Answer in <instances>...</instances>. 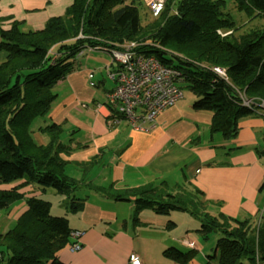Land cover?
<instances>
[{"label": "trees", "instance_id": "trees-1", "mask_svg": "<svg viewBox=\"0 0 264 264\" xmlns=\"http://www.w3.org/2000/svg\"><path fill=\"white\" fill-rule=\"evenodd\" d=\"M228 2L236 13L227 8ZM142 5V0H73L64 15L48 19L42 29L24 32L13 24L0 30V49L7 52L0 64V183L24 180L52 188L69 198L70 210L80 208L70 193L77 183L64 175V163L56 156L61 128L44 127L49 133L45 145L33 142L29 128L33 119L48 112L52 87L74 68L76 54L87 47L110 49L137 42V52L180 72L177 85L191 90L194 109L211 111L210 132L225 139L236 135L241 118L262 115L264 121V109L245 106L240 99L241 93L264 99V23H254L264 20V0H166L155 17L154 34L140 23ZM238 17L251 23L235 34ZM217 30L232 34L220 38ZM173 48L186 53L179 57L168 52ZM214 66L225 68L227 78L219 76ZM257 153L264 156V146ZM178 188L172 192L165 185L148 184L110 192L117 199L133 198L135 220L144 207L157 214L182 210L205 215L199 232L205 238L217 233L216 252L209 256L217 264H264V216L255 224L223 214L200 211V215L198 195ZM22 196L13 189L0 190V210ZM25 202L27 211L0 234V264H63L57 254L72 243L67 218L51 215L50 203L41 197L31 196ZM163 254L178 264L192 256L176 248Z\"/></svg>", "mask_w": 264, "mask_h": 264}, {"label": "crops", "instance_id": "crops-1", "mask_svg": "<svg viewBox=\"0 0 264 264\" xmlns=\"http://www.w3.org/2000/svg\"><path fill=\"white\" fill-rule=\"evenodd\" d=\"M72 2L0 0V30L13 24L24 32L42 29L48 19L64 15ZM6 56L0 49V64ZM117 68L104 49H82L74 68L52 87L54 97L41 123L37 128L31 125L37 145L49 139L44 127L61 128L56 156L64 163V175L77 183L70 193L80 208L70 210L69 198L60 193L66 204L60 216L67 218L71 230L83 232L77 239L80 248L65 246L58 259L63 264H129V255L135 254L140 264H178L163 254L176 248L192 253L183 264H217L209 259L216 252L217 233L215 244L207 245L214 232L206 238L199 232L205 215L198 218L182 210L157 214L144 207L135 220L133 198H114L110 188L123 191L151 184L176 192L184 187L199 196V208L209 216L223 214L257 224L264 216V164L257 153L264 146L262 115L241 118L236 135L225 139L221 133L210 132L212 113L194 109L192 94L161 110L152 129L137 131L107 102L115 86L109 74ZM24 182L0 183V190L23 194L3 209L9 223L0 234L27 211L26 198L54 195L48 188Z\"/></svg>", "mask_w": 264, "mask_h": 264}, {"label": "built area", "instance_id": "built-area-1", "mask_svg": "<svg viewBox=\"0 0 264 264\" xmlns=\"http://www.w3.org/2000/svg\"><path fill=\"white\" fill-rule=\"evenodd\" d=\"M166 0H142L151 16H158ZM220 36H226L231 30H217ZM137 42L126 41L107 51L118 68L109 76L115 81L114 88L108 93L107 102L117 115L122 116L137 131H148L155 126L159 112L174 105L182 96V90L177 85L180 72L171 66L162 64L151 55L137 52ZM221 77L227 78L225 69L213 67ZM92 78V73H88ZM93 86L92 81L89 82ZM241 103L245 106H257L264 109V99L247 98L240 94ZM82 231L71 230L69 236L71 250L80 248L77 239ZM129 264H140L135 254L129 255Z\"/></svg>", "mask_w": 264, "mask_h": 264}, {"label": "rangeland", "instance_id": "rangeland-1", "mask_svg": "<svg viewBox=\"0 0 264 264\" xmlns=\"http://www.w3.org/2000/svg\"><path fill=\"white\" fill-rule=\"evenodd\" d=\"M235 5L233 4V3H230V2H228L227 3V8H229V10L232 12V13H236V11H235V7H234ZM139 15H140V23H141V25H142V27H144V30H147V33H152V34H154L155 33V29H154V21H155V17H157V16H151V14L149 13V11L147 10V8L144 6V5H142V7H140V11H139ZM236 15H238V14H236ZM246 18H241V17H238V21H237V23H236V25L234 26V28L236 27V26H238V28H236L233 32H236L235 34H238L239 32H241L240 30L241 29H243V28H241L242 26H247V25H250V21L251 20H249V22L247 23L246 22ZM261 22H263L264 23V20H256L254 23H256V25H258V26H260L261 25ZM246 29V28H245ZM217 33V32H216ZM230 34V33H229ZM228 34V35H229ZM232 34V33H231ZM230 34V35H231ZM145 35H147V34H145ZM217 35H218V33H217ZM220 38H225V37H227V36H220V35H218ZM147 39H149L150 40V38H147ZM181 49V48H180ZM182 50V49H181ZM181 50H177V49H175V48H173V49H168V52H170V53H172V54H175L176 56H179V57H182V56H184L185 55V53L186 52H182ZM201 61V63L203 64V63H207V62H205V60H200ZM116 63V62H115ZM204 65H207V64H204ZM208 66V65H207ZM210 68L212 67V66H209ZM214 67H218V66H214ZM223 69H225V68H223ZM226 73V72H225ZM92 81V80H91ZM181 90H182V94H183V96L184 97H187V96H189V95H192V92H191V90L189 89V88H187V87H184V86H182L181 87ZM41 117V116H40ZM40 117H36L33 121H32V123H31V125H33V127L35 126H37L38 125V123H41V121H42V119H40ZM31 125H30V130H31ZM37 128V127H36ZM35 133H37V132H35ZM30 135H31V132H30ZM261 157V162L264 164V156H262V155H260ZM48 190L49 191H52L53 193H54V195H50V194H46L45 196H43V198H45L44 200H47L49 203L51 202V205H49V213L51 214V215H53V216H60L61 214H63V212H61V208H62V206L64 205H66V204H63L62 203V201L64 200V196L63 195H61L60 193H57L56 191H54V189H52V188H48ZM200 211L201 212H203V213H206V212H204L203 211V209H201V210H199V214L200 215H203L202 213H200ZM208 214V213H207ZM175 215H178V213H175ZM209 215V214H208ZM199 218V217H198ZM185 219L186 218H184V221H185ZM0 220H1V222H0V230H1V228H4L9 222V220L7 219V217H6V212L5 211H3V210H0ZM5 220H6V223H5ZM4 221V225L2 226V222ZM11 225H13L12 224V222L10 223V225H8L9 227L8 228H10L11 227ZM184 225V223H179V226L180 227H182ZM200 225V224H199ZM191 226H193V225H191ZM196 226H198V225H196ZM7 228V227H6ZM215 235H216V233H212V234H210V237H209V239L206 241V243H207V245H211V244H215L214 243V241L213 240H216L214 237H215ZM7 257V255H5V258ZM6 263V261H3V264H5Z\"/></svg>", "mask_w": 264, "mask_h": 264}]
</instances>
